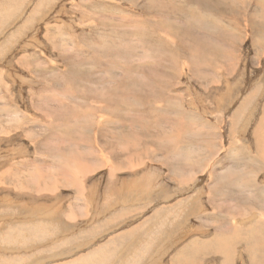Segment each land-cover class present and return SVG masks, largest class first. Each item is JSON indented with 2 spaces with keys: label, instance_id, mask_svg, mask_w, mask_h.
Segmentation results:
<instances>
[{
  "label": "rangeland",
  "instance_id": "rangeland-1",
  "mask_svg": "<svg viewBox=\"0 0 264 264\" xmlns=\"http://www.w3.org/2000/svg\"><path fill=\"white\" fill-rule=\"evenodd\" d=\"M262 1L0 0V264H180L192 261L183 255L187 246L196 247L193 264H264V162L254 138L264 115ZM180 112L191 120L181 119ZM217 157L234 160L225 174L234 163L238 167L227 178L245 175L239 202L224 203L237 214L220 210L212 218L202 210L201 197L188 203L193 212L188 223L182 217L183 190L197 179L187 184L193 177L187 160L207 168ZM158 174V183H164L155 189L160 198L175 189L179 200L172 205L183 208L173 223L172 205L157 202L150 211L169 208L168 223L151 226L166 228V234L170 222L177 230L186 222L191 230H202L195 231L196 245L185 246L189 241L178 231V245L163 261H158L162 251L154 252L153 262L140 261L153 249L148 245L136 260L117 248L110 249L114 255L107 261L87 258L100 255L104 244L137 233L112 229L90 251L79 248L74 237L105 219L95 216L105 213L100 202H90L91 177L108 176L120 184L122 176L151 181ZM149 188L135 187L140 193L130 196V204L138 205L123 210L133 216L110 217L104 225L147 214L148 198L158 199ZM223 217L248 231L249 252L239 244L244 235L236 227L224 230L226 239L223 233L209 238L207 248L203 244L207 233L202 232L219 229ZM36 223H48L55 233L26 242L29 246L18 244L26 231L32 234L23 239H37ZM138 230L144 237L145 228ZM176 231L162 236L170 240L160 246L175 244ZM212 248L226 253V263L212 260L218 254L209 252Z\"/></svg>",
  "mask_w": 264,
  "mask_h": 264
},
{
  "label": "crops",
  "instance_id": "crops-1",
  "mask_svg": "<svg viewBox=\"0 0 264 264\" xmlns=\"http://www.w3.org/2000/svg\"><path fill=\"white\" fill-rule=\"evenodd\" d=\"M209 152H216L215 148H214V150L209 151ZM198 153H199V151L197 152V156L202 154V153L201 154H198ZM222 158L217 157L216 161L214 163L212 162V160H210V164L207 168H204V167L199 168L198 166H202V165L196 166L195 164H192V166L191 165L188 166L189 169L193 170V174H192L193 177H192V179H189L190 181L189 180L187 181V184H189L194 179H197V182H195L193 185L192 184L189 185L190 186L189 188H186L185 190H183L185 193V198H189L191 195L195 196L197 193H201L200 194L202 196L201 199L203 200V209L202 210L207 209V211L210 213L212 218H215V219H216L217 214L220 210H223L225 213L229 214V216H235L237 214L236 213L237 209H233V208H230L228 206H227V208H224V203L236 204L239 202L238 197L241 198L242 193H244V192L240 193V191H238L237 190L238 188L236 187V186H239V183H240L239 182L240 178H239L238 174L233 176L236 179V181L238 180L237 181L238 183H236L234 178L229 179L230 177L227 178V175L224 173L227 169L230 168L231 162H233L234 160L231 157L227 158V159L225 158V160H223ZM235 168H238V167L234 166V169H231L230 172H234ZM154 169H157V168L154 167ZM232 170H234V171H232ZM91 178H93L94 181L92 183L91 191L89 193L90 202L91 201L96 202V203H91V204L96 205V206H98L99 202H100V206L102 208H104V211H105V213L103 215H101L99 212H96V215H95L96 218L104 216L105 219H108L110 217L113 218V217H116V216L123 214V213L125 214V216L130 215L131 214L130 212L132 210H134L133 206L138 205V202H136V201H134L132 204H130V202H131L130 196L140 193V190L135 189V187H139V186H141V184L145 185L146 188L150 187L149 190L151 192H153L155 197L158 199H152L151 197L148 198V200H151L149 203L146 204V206L149 204L148 207L146 208L147 210L149 209V212L147 214L138 213L139 215H137V218L130 219L129 221H131V223H133V226L130 228L128 227L129 226L128 218L133 216L134 214L130 215L126 219L122 218L121 220H119V224L116 225L117 227L114 224L112 226L106 227L104 225L105 219L93 227L92 226L88 227L89 229L84 231L83 233L79 234V237H74L77 244L80 243L79 248L82 250H85V252L90 251L91 245L95 242H98V240L102 236L109 235L108 233L112 229H113V231L115 230V232H113V233L116 234L117 232H119L120 229L122 231V230H126V229L132 230L134 228H137L136 227V224H137L139 226V229L141 227L145 228V231L147 233L145 235V233H144L145 231L143 230L144 231L143 232L144 237L137 235V233L139 231L137 228V233L135 235L136 238L133 237L134 233H130L127 236L124 235L123 238L118 239L119 242H117V240H116V242L112 241V242L104 244V246H101L102 253L98 256L99 261H101V259L105 257L106 253L103 249L110 251V249H113L114 247L117 249H125L127 252H131L133 254V256H131V257L134 260H136L137 256L141 255L140 251H143V248L146 245H148L149 247H151L153 249L148 252L149 254L145 253L143 259H141L140 261H151V258H152V256H154V252H156V251H159V252L162 251L161 256L158 257V261H163V259L165 260L167 258V253L169 252L170 248L178 245V241L173 245L171 242H169L170 246L163 248L160 245H163L165 243V240H167V239L170 240V238L162 239L163 238L162 236L166 237V234L168 232H174L177 229H175L174 231H170L171 229H174L175 227H168V229H167L168 232L166 234H163L162 231L166 228L162 229L161 231L159 229L154 228L155 226H157L159 224L160 221L165 219L166 214H164V215L162 214V216L160 214V215L154 217L155 218V219L153 218L154 220L151 219L150 221H148L146 223H144L143 219L146 218L147 216H149L151 213H153V211H155L156 209H157V212L159 211L158 208H156L153 211H150V209L153 207V205H156L157 202L158 203L161 202V204L157 203V205H160V206L163 205V203L165 204L166 202H168L170 205L177 202V200H179V195L176 193V191L173 192V190H175V189H171V191L169 193L164 194V199L167 197L170 198V200L166 199V201H165L164 199L160 198L162 192H156V190H155L157 188L158 189L164 188V183H162L161 180H160V183H158V178L161 179L160 174L156 175L154 180H151V181H146L144 178L141 179V178H132L131 177V179H127V178H124V176H122L120 184H118L117 179H113L111 177L108 178V176L97 177V175H94ZM248 181H250V178L248 179ZM235 183H236V185H235ZM263 188H264V186H263ZM77 199H78V195H77ZM79 199L81 202V195L79 196ZM190 201L191 200H189V201L187 200V201L183 202V203H185V204H183V206L185 208L183 209V212H182L183 214L186 213V214H184V216L187 218L188 223H190L192 221V219H188L189 216L187 217V214L190 215V213H192L191 215H193L192 209H191L190 213L188 212L187 202L190 203ZM90 209L95 210V208L91 207V206H90ZM124 209H128V211H130V212L126 213L125 211H123ZM177 210H175V211H177ZM74 214L77 218L81 217V215H80V213H78V211H75ZM135 214H136V212H135ZM190 217H192V216H190ZM210 218L211 217L208 216V219H210ZM222 220L223 221L222 222L220 221L221 223L218 226L220 230L218 228L212 226V227H210V229H208V231L202 232L203 234L207 233V237H204L205 235L203 237L206 239H209L212 237L218 238L220 235L225 233L224 230H227L230 233V229H234L236 227L237 229H239L240 234L242 233L244 235L243 238H240L238 240L239 244L244 245L246 252H249L248 244H245L249 239L248 234H247L248 231L245 232V230H241L242 228H239L236 224H235V226L233 224H231V226H230L228 224V222L226 223L225 217H223ZM229 221H231V219H229ZM153 223H157V224H155V226H151V225H153ZM126 224H127V228L122 229L121 226L126 225ZM141 225H143V226H141ZM226 225L229 226V229L226 228ZM249 229L250 228H247L246 230H249ZM92 230H94L93 231L94 233L90 232ZM151 230H153L152 234H151ZM154 231L156 232V234H153ZM158 231H160V233H157ZM232 231H234V230H231V232ZM149 234H151L152 237ZM240 234H239V237H240ZM157 235L160 238L161 237L162 238L156 239ZM88 236H90L91 238L90 237L88 238ZM132 237L135 238V240H140V238H141L142 241H140L138 244L135 242L131 243ZM194 239H195V230L193 232H191V234H189L187 237H185V240L189 241L187 244H185V246L189 245L191 243V241ZM83 243H85V244H83ZM110 243H112V244L110 245ZM214 243H216V241H214ZM127 245H128V247H127ZM3 248L5 249L7 247L5 246ZM130 248H132V249L130 250ZM7 249H10V248H7ZM94 254L97 255V252ZM238 254H239V246L237 249V256L235 259L233 257L232 261H236ZM212 255H213L212 260L221 261V258H223V260L226 261L225 254L223 252H221L220 250L218 251L217 255H215V254H212ZM247 256L250 257V254ZM98 258L95 261H97ZM172 260H174V257L172 258ZM241 260L243 261V257ZM247 260H248V257H247ZM249 260L252 261L251 258H249Z\"/></svg>",
  "mask_w": 264,
  "mask_h": 264
},
{
  "label": "bare ground",
  "instance_id": "bare-ground-1",
  "mask_svg": "<svg viewBox=\"0 0 264 264\" xmlns=\"http://www.w3.org/2000/svg\"><path fill=\"white\" fill-rule=\"evenodd\" d=\"M241 1V0H240ZM243 2V1H242ZM260 4H263V1L262 0H260V2H259ZM262 12H263V15H264V10H262ZM125 13H127V12H125ZM126 15V14H125ZM124 15V16H125ZM261 15V14H260ZM129 16V15H128ZM136 16V15H135ZM124 20H125V18H124ZM263 24V23H262ZM136 25V24H135ZM137 26V25H136ZM141 26H143V25H141ZM53 27V26H52ZM62 33V32H61ZM260 33V32H259ZM37 40V39H36ZM263 41V40H262ZM36 42V41H35ZM38 42V41H37ZM261 42V41H260ZM262 44V43H261ZM260 44V45H261ZM231 55V54H230ZM222 58V57H221ZM128 71V70H127ZM198 72V71H197ZM218 73V72H217ZM214 80V79H213ZM66 91V90H65ZM199 96V95H198ZM200 97V96H199ZM245 104V103H244ZM241 109H243V108H241ZM101 111V110H100ZM241 111L242 110H240L239 112L241 113ZM180 117H181V119H184V120H191V119H189V117L186 115V114H182L181 112H180ZM239 115V114H238ZM110 121V120H109ZM120 123V122H119ZM86 129H88V128H86ZM258 129L259 130H255L256 132H254V133H256V135L254 136V138H255V141H256V148H257V152H259L258 153V156L260 157V159L264 162V115H263V117L261 118V120H260V123H259V125H258ZM252 147V146H251ZM188 149V148H187ZM250 150V149H249ZM176 151H180V149L178 150V148L176 149ZM203 152H205L204 150H202ZM189 152V151H188ZM192 153V152H191ZM235 154L237 155V152H235ZM238 155H239V153H238ZM237 157V156H236ZM188 158V157H187ZM190 159H188L187 160V165L188 166H190ZM234 165H235V163H234ZM234 167V166H233ZM233 169V168H232ZM192 170V169H191ZM202 170V169H201ZM232 171H234V170H232ZM226 175H227V177H231L233 174H231L229 171L228 172H226ZM239 176V175H238ZM243 176H245L244 174L240 177V180H242L243 178ZM148 177V176H147ZM235 179V178H234ZM245 179H246V177H245ZM152 180H154V179H152ZM177 181V180H176ZM190 181V180H189ZM235 181H236V179H235ZM234 181V182H235ZM238 181V180H237ZM236 181V183H238ZM236 183H235V185H236ZM242 183V182H241ZM151 184V183H150ZM240 184V183H239ZM142 185V184H141ZM182 185V184H181ZM234 185V186H235ZM242 185H243V183H242ZM237 188L239 187V186H236ZM189 188V187H188ZM153 189V188H152ZM238 190V189H237ZM203 192V191H202ZM201 193H199V194H197V195H195V196H192V197H189V198H187V199H185V201H189V200H197V201H199L200 200V198L202 197L201 195H200ZM203 194V193H202ZM93 196V195H92ZM187 204H188V202H187ZM182 204H178L176 207H174V208H172V206H174V205H172L171 207H170V209L169 208H167V210L169 209V211H172L173 212V214H171V212H170V214H169V212L167 211V210H165L164 209V211L162 210V209H160L158 212H157V210H155L153 213H152V215L150 216V218L149 219H147L144 223H146V222H148V221H150L151 219H153L154 217H156V216H158V215H160L161 214V216H162V214L164 213V214H166V217H168L167 215L169 214V220H171V218L174 216V215H178L177 213V211H181V208H183L182 206H181ZM91 206V205H90ZM186 206V205H185ZM185 208V207H184ZM178 209V210H177ZM26 210V209H25ZM175 210H177V211H175ZM198 210H200V209H198ZM165 211H167V212H165ZM177 212V213H176ZM182 212H183V210H182ZM29 213H31V212H29ZM163 214V215H164ZM183 214V213H182ZM184 214H186V213H184ZM119 216V215H118ZM123 216V215H122ZM121 216V217H122ZM153 216V217H152ZM175 216V217H176ZM189 216V215H188ZM152 217V218H151ZM165 217V218H166ZM182 217H184V215L182 216ZM148 218V217H147ZM179 218V217H178ZM233 218V217H232ZM44 219H45V217H44ZM117 219V218H116ZM155 219V218H154ZM153 219V220H154ZM163 219V218H162ZM184 219V218H183ZM187 219V218H186ZM42 220V219H41ZM174 222H173V221ZM172 222L173 223H175V220L177 221V220H179V219H177V217H176V219H173L172 218ZM164 221V219L161 221V222H163ZM234 221H235V219H234ZM237 221V220H236ZM157 222V221H156ZM165 223H168V220H167V222H166V220L164 221ZM49 223V222H48ZM48 223L46 224V225H44L43 223H36V234H38L37 236V239L35 240V238H36V236H35V238L34 239H30V240H25V239H23L22 237H24V235H25V233H27V235H29V236H31V234L32 233H30V234H28L29 233V231H26L24 234H21V235H23V236H21L20 234V236H18L17 238H19L18 239V241H16L18 244H20L21 246H24V245H26L25 243L26 242H29V245H30V243L32 244V243H34L35 241H37L40 237H47L46 235H51V234H54L55 232H54V229H52V227H50L49 225H48ZM51 223V222H50ZM110 223V222H109ZM115 223V222H114ZM143 223V224H144ZM235 223L236 222H234V226H235ZM105 224V223H104ZM142 224V223H141ZM155 223H153V225H154ZM157 224V223H156ZM160 224V223H159ZM171 222L169 223V226L171 227ZM106 225V224H105ZM109 225V224H108ZM107 225V226H108ZM113 225V224H112ZM145 225V224H144ZM167 225V224H166ZM173 225V224H172ZM106 226V227H107ZM110 226V225H109ZM141 226H143V225H141ZM162 226V225H161ZM177 226V225H176ZM173 227V226H172ZM189 227H191V226H188V223L186 224V222H184L183 224H182V226H179L178 228H179V230H177L176 231V233H175V235L173 236V238L172 239H174L175 241H178V234H179V232L178 231H181L180 233H181V235H180V237L182 236V237H186V236H188L189 234H191L190 232H192V231H196V232H201V230H198L197 228H195V227H193V229L191 230ZM60 228V227H59ZM138 229H139V226L137 227ZM137 228H134V230L136 229L137 230ZM141 228H143V227H141ZM155 228V227H154ZM162 228H163V226H162ZM161 228V229H162ZM159 229V228H158ZM176 229V228H175ZM228 229V228H227ZM59 230V229H58ZM239 230V229H238ZM242 230V229H241ZM24 231V230H23ZM56 231V230H55ZM60 231V230H59ZM94 230H92V231H90V232H93ZM164 231V230H163ZM14 232H18V230H15ZM65 232V231H64ZM97 232V231H96ZM129 232V231H128ZM94 233V232H93ZM124 233V232H123ZM131 233H133V231L131 232ZM145 233V235H146V231L144 232ZM151 233H152V231H151ZM163 233V232H162ZM165 233V232H164ZM163 233V234H164ZM43 234H45V235H43ZM91 234V233H90ZM135 234V233H134ZM224 234H226V233H224ZM13 235V234H12ZM66 235V234H65ZM86 235V234H85ZM127 235H128V233H127ZM126 235V236H127ZM132 235V234H131ZM136 235V234H135ZM137 235H139V233H137ZM11 236V235H10ZM16 236V235H15ZM15 236H12V237H15ZM221 236V235H220ZM11 237V238H12ZM90 236H88V238H89ZM101 237V236H100ZM123 237V236H122ZM133 237H135V236H133ZM132 237V239L134 240V238ZM159 237V236H158ZM223 237H225V239H226V237H227V234H226V236H224L223 235ZM229 237V236H228ZM232 237V236H231ZM5 238H9V236L8 237H5ZM26 238V237H25ZM61 238V237H60ZM91 238V237H90ZM98 238V237H97ZM136 238V237H135ZM233 238V240H234V237H232ZM240 238V237H239ZM27 239V238H26ZM94 239V238H93ZM118 239V238H117ZM180 239V238H179ZM182 239V238H181ZM221 239H222V237H221ZM224 239V238H223ZM95 240V239H94ZM130 240V239H129ZM195 240V239H194ZM236 240V239H235ZM253 240H254V238H253ZM258 241L257 242H259L260 243V238L259 239H257ZM4 241H6L5 239H4ZM113 241H115L116 242V240H113ZM118 241V240H117ZM193 241V240H192ZM198 241V240H197ZM197 241H196V243H197ZM204 241V243L203 244H205V243H207V242H209V240L208 239H205V240H203ZM202 241V242H203ZM230 241V240H229ZM237 241V240H236ZM12 242V241H11ZM51 242V241H50ZM133 242V241H132ZM223 242V241H222ZM226 242V241H225ZM16 243V244H17ZM90 243V242H89ZM109 243V242H108ZM114 243V242H113ZM176 243V242H175ZM196 243H190V244H192V245H196ZM228 243V242H227ZM236 243V242H235ZM98 244V243H97ZM112 243H110V245H111ZM131 244V243H130ZM218 244V243H217ZM216 244V245H217ZM29 245H26V246H29ZM129 245V244H128ZM128 245H127V247H128ZM215 245V246H216ZM228 245V244H227ZM231 245V244H230ZM25 246V247H26ZM134 246V245H133ZM136 246V245H135ZM126 247V248H127ZM149 247V246H148ZM208 247V243L206 244V248ZM218 247V246H217ZM232 247V246H231ZM115 248V247H114ZM113 248V249H114ZM123 248V247H122ZM149 248H151V247H149ZM196 248V247H195ZM195 248H192V251L194 252V250L193 249H195ZM205 248V249H206ZM132 248H130V250H131ZM137 249V248H136ZM199 249V248H198ZM205 249H203V250H205ZM213 250H209V252H216V251H218V250H216V248L214 249V248H212ZM225 249H227V248H225ZM106 252V254H107V257L105 256L104 258H102V259H104V261H107V258H108V255L109 256H112V255H114L112 252H110V251H107L106 249H104ZM119 250H122V249H118V251ZM125 250V249H124ZM183 250V249H182ZM202 250V251H203ZM220 250H222V249H220ZM224 250V249H223ZM144 251V250H143ZM190 251V252H189ZM191 250H189V248H188V246H187V249H186V253L185 254H183V252H182V254L184 255V256H186L187 258H188V256L189 255H191V259H192V261H193V252H192ZM125 252V251H124ZM123 252V253H124ZM141 252V251H140ZM224 252H227V251H224ZM99 253H101V251L99 252ZM127 253V252H126ZM92 254H93V252H92ZM129 254V253H128ZM141 254V256L143 255V253H140ZM197 254H199V253H197ZM217 254V253H216ZM226 254V253H225ZM202 255L205 257V251L202 253ZM55 256H57V255H55ZM68 256V255H67ZM85 256V255H84ZM93 256V257H92ZM98 256L99 255H96V254H93V255H89V256H87V258L88 257H91L92 259L93 258H98ZM198 256V255H197ZM226 256V255H225ZM85 258V257H84ZM84 258H83V256H82V258H81V256L79 257V259H83L84 260ZM79 259H76V260H79ZM86 259V258H85ZM99 259V258H98ZM111 259V258H110ZM25 259H23L22 261H24ZM18 261H20V260H18ZM52 261V260H51ZM133 261V260H132ZM187 261H189V258L188 259H186V261H180V264H187L188 262ZM192 261H189L191 264H193L192 263ZM100 262V261H99ZM151 262H153V261H151ZM194 262V261H193ZM197 262V261H196ZM202 261H199L198 262V264H202L201 263ZM225 262V261H224ZM228 262V261H227ZM13 263H15V262H13ZM12 263V264H13ZM106 263V262H105ZM226 263V262H225ZM154 264V263H153Z\"/></svg>",
  "mask_w": 264,
  "mask_h": 264
}]
</instances>
